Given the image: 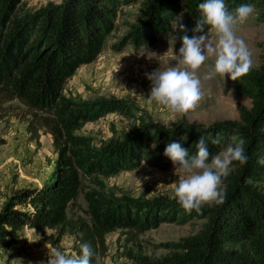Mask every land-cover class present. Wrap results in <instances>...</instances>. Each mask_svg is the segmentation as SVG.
<instances>
[{
  "label": "trees",
  "instance_id": "obj_1",
  "mask_svg": "<svg viewBox=\"0 0 264 264\" xmlns=\"http://www.w3.org/2000/svg\"><path fill=\"white\" fill-rule=\"evenodd\" d=\"M22 0H0V120L15 116L25 125L31 142L40 145L42 134L52 137L58 155L51 175L39 186L12 193L0 212V247L10 248L19 240L24 225L37 233L54 230L88 243L101 258L107 251V235L117 230L143 234L162 223L187 224L202 220V228L179 242L169 243L173 252L159 260L145 258L141 264H264V51L262 65L243 77L241 93L253 101L243 112L244 123L192 125L180 121L172 127L143 123L121 138L97 142L80 134L88 123L111 113L131 115L126 101L100 99L77 102L64 93L65 86L83 65L93 63L116 29L118 15L138 0H64L34 13L17 15ZM204 0H148L138 25L120 43L118 50L154 46L171 33L190 38L201 18ZM229 11L241 4L264 0H225ZM186 32L177 33L172 21ZM207 26L205 32H207ZM122 45V46H121ZM219 138L208 147L219 154L233 138L245 140L246 165L224 181L226 202L205 206L202 214H188L177 200L117 198L106 191L104 180L143 163L167 170L172 161L164 156L167 143L179 142L196 153L201 136ZM84 195L85 218L69 213ZM95 264V258L93 259Z\"/></svg>",
  "mask_w": 264,
  "mask_h": 264
},
{
  "label": "rangeland",
  "instance_id": "obj_2",
  "mask_svg": "<svg viewBox=\"0 0 264 264\" xmlns=\"http://www.w3.org/2000/svg\"><path fill=\"white\" fill-rule=\"evenodd\" d=\"M63 1L22 0L15 13L19 16L34 13L49 4H61ZM146 1L138 0L122 9L116 21V29L108 38L101 55L93 63L81 66L69 79L64 90L67 97L77 102L107 98L124 100L131 115L108 114L96 122L88 123L79 133L100 142L109 141L113 137L121 138L143 123L172 127L180 121L205 126L225 122L242 127V113L252 110L253 101L241 93L243 77L235 82L230 77L224 79L219 75L212 79L204 78L214 66V57L206 60L197 73L204 98L195 111L187 115H174L155 102L148 103L151 81L147 79L146 73L178 66L177 56L182 42L173 39L169 33L163 35L154 46L137 49L128 44L118 50L131 27L140 23ZM253 6L254 12L244 24L237 26L236 35L244 40L252 54V68H259L264 51V6L257 3ZM180 18L183 19V16L180 15L178 21ZM213 40L215 42L214 36ZM238 141V138H233L223 146L222 151ZM57 157L49 134H42L38 145L29 140L26 125L19 118L8 116L0 120V212L13 192L41 185L51 175ZM238 167V162H234L230 175L236 174ZM181 175L185 173L182 170L176 172L174 165L162 170L143 163L138 168L105 179L104 184L107 193L117 198L153 200L164 197L177 200L175 188ZM86 210L87 203L81 194L78 206L70 211L69 217L88 219ZM203 224L202 220L182 225L162 223L158 228L140 235L117 230L107 235V251L100 258V264H104L105 258L110 259L111 264H141L145 258L162 259L173 252V248L168 247L169 243L196 234ZM47 232L38 233L42 239L35 243H29L23 238L24 230L20 232L16 244L7 249L0 247V264H47V243L75 251L76 235L66 233L59 239L56 231Z\"/></svg>",
  "mask_w": 264,
  "mask_h": 264
},
{
  "label": "clouds",
  "instance_id": "obj_3",
  "mask_svg": "<svg viewBox=\"0 0 264 264\" xmlns=\"http://www.w3.org/2000/svg\"><path fill=\"white\" fill-rule=\"evenodd\" d=\"M199 9L201 18L193 31L200 35L190 38L185 34L179 37L182 46L177 56L178 66L146 73L147 79L151 81L148 103L155 102L174 115H187L199 107L204 93L197 73L210 57L215 58V63L205 79L219 75L224 79L230 77L234 82L239 81L250 73L253 66L252 54L244 40L236 35V29L252 15L254 6L241 4L230 12L225 0H204ZM180 21L177 23L173 20L172 28L177 33H184L186 28ZM173 39H177V36L173 35ZM209 140L213 145L220 144L218 137L209 136L206 140L202 135L195 144L194 155H190L189 150L181 143L171 141L167 143L163 153L172 161L176 172L182 170L185 173L178 178L175 196L177 203L188 214L193 211L202 214L205 206L223 205L226 202L223 184L230 175L231 167L234 162L246 165L249 160L244 139H240L235 145H228L225 150L215 155L210 153ZM259 162L264 164V159ZM45 232L48 234L46 228ZM24 233L23 238L29 243L42 239L29 224L24 225ZM45 246L48 249L47 264H93L94 258L95 264H100V257L88 243H80L79 252L48 243ZM104 264H111V260L105 258Z\"/></svg>",
  "mask_w": 264,
  "mask_h": 264
}]
</instances>
